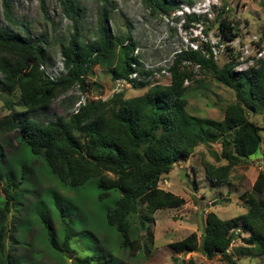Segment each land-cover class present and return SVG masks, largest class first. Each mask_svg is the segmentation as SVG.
Instances as JSON below:
<instances>
[{"label":"trees","instance_id":"trees-1","mask_svg":"<svg viewBox=\"0 0 264 264\" xmlns=\"http://www.w3.org/2000/svg\"><path fill=\"white\" fill-rule=\"evenodd\" d=\"M58 1L63 14L71 19L74 32L68 43L61 47L68 74L58 81H50L40 70V64L47 61L45 47L40 43L48 45V42L42 38L38 41L30 39L28 22L18 21L13 16L11 0H3L5 18L10 24L23 27L27 37L0 26V87L18 90L26 110L16 112L14 103L7 100L11 113L0 119V134L16 133L21 149L28 148L42 159L61 184L79 188L92 182L102 199L118 194L115 206L107 212V222L115 228L120 247L135 256L142 253L143 244L153 243V231L148 221L141 217V206L147 216L152 217L160 209L186 203L183 197L160 187L163 177L174 170L179 160L189 159L199 145H206L217 163L202 161L205 176L213 186H220L231 182L235 167L258 156L264 128L249 118V111L264 113V59L256 66L238 71L240 61L230 46L227 51L231 52L232 58L220 66L213 56L212 45L204 44L211 56L205 57L201 51L178 55L172 67L170 85L148 87L146 92L133 97H126L123 92L107 100L97 99L93 96L104 89L92 81L94 68L110 69L113 80L127 77L132 70L137 43L130 33L120 36L110 27L114 9L106 4L100 13L95 38L83 41L78 24L85 7L78 0ZM194 2L186 0L177 4L167 0H146L153 15H168L182 4ZM187 19L185 28H189L197 17L188 15ZM217 19L223 38L230 41L239 36L238 29L227 17L220 13ZM208 30H205L206 34ZM116 53L117 60L114 59ZM184 59L200 63L203 70L235 91L236 101L226 106L222 120L202 118L189 112L185 80L191 76L182 67ZM77 86L83 92L91 90L87 103L78 113L69 112L47 121L38 118L57 97ZM10 140L4 139L5 143ZM214 144H220L222 150L213 151ZM10 161L7 160L8 169L12 171ZM21 180L23 183V175ZM17 188L14 178L0 172V193L4 196L0 208V264H15V260L23 259L12 254V244L7 245V238H13L11 232L15 221L12 220L11 226L6 222L9 217L16 218ZM241 200L246 213L223 219L211 211L200 230L201 236L194 232L170 247L183 254L200 251L209 260L220 256L226 264H238L240 256L264 257V170L259 172L252 191L244 192ZM62 218V232L55 229L51 214L34 222L41 224L51 254L67 261V254L72 252L73 235L64 214ZM30 219L29 215L25 216L29 230L34 224ZM142 231L148 233L144 243ZM242 231L249 235L243 236ZM237 238H241L243 244L231 251ZM104 256L100 257L102 263L93 255H75V264H116L115 256L111 260ZM181 263L196 264L193 258Z\"/></svg>","mask_w":264,"mask_h":264},{"label":"rangeland","instance_id":"rangeland-1","mask_svg":"<svg viewBox=\"0 0 264 264\" xmlns=\"http://www.w3.org/2000/svg\"><path fill=\"white\" fill-rule=\"evenodd\" d=\"M78 1L85 7L78 24L83 41L95 38L104 4L114 9L109 21L114 32L120 36L130 33L137 46L149 58L155 60L163 58L173 51L175 45H182L185 41L186 29L182 26L183 21L179 20L182 15L178 14L182 7L175 8L171 14L164 16L161 13L153 15L146 0ZM167 1L180 4L186 0ZM11 3L13 16L20 22H28L29 38L33 41L42 38L48 42V45L41 43L40 45L45 47L46 60L54 61L61 53L62 45L68 43L74 32L73 23L63 14L59 1L11 0ZM213 13L214 18L206 26L209 29L208 42L212 45L220 43L218 38L220 20L217 17L221 13L233 26H236L241 43L250 44V49L253 51L258 47L264 49V0H218L214 4ZM0 26L14 30L23 38L27 37L23 27L14 26L5 18L3 0H0ZM200 34L199 31L192 30V35ZM236 53L241 55L240 51H235V55ZM231 58V52L223 51L216 60L220 66H223ZM114 59H118L117 53ZM92 81L98 82L104 92H107L106 95H110L108 90H111L114 81L110 69L96 66ZM147 89L148 87L134 88L126 91L125 94L126 97L138 96ZM70 90L57 97L45 113L38 115V118L47 121L58 115L66 116L71 112L81 90L78 87ZM88 93L91 94V90ZM185 97L189 100L188 110L191 114L216 120H222L226 106L236 101L235 91L217 81L206 70L191 80ZM7 100L14 103L16 112L26 110L18 90L9 91L1 86L0 119L11 113ZM30 116L34 117L33 114ZM249 118L264 128V113L249 111ZM15 136L14 132L5 136L0 134V172L14 178L18 187L16 192L19 202L15 211L16 218L9 217L6 222L8 226H11L13 219L16 223L13 224V232H11L13 238L12 236L7 238V245L14 246L12 254L23 258L21 261L15 260V264H75V255L82 257L93 255L103 263V259L100 258L102 254L110 260L115 256L116 264H182L181 262L186 263L190 258H193L196 264H226L220 256L209 260L200 251L188 254L177 253L170 245L194 232L201 236L200 230L204 228L206 216L211 211L223 219H231L246 213L247 209L243 206L241 195L246 191H252L259 172L264 170L263 140L258 156L253 157L247 164L233 169L230 183L213 186L205 176L202 161L217 162L206 145H199L193 156L179 160L174 170L165 175L160 182L161 188L183 197L186 203L180 207L160 209L152 217L147 216L144 206H141V217L148 221L153 231V243H149L148 246L143 244L142 253L132 256L120 247L119 236L106 218L108 210L115 206L118 194L113 193L102 199L99 189L92 182L79 188L61 184L42 159L33 155L28 148L21 149L20 142ZM5 137L11 139L9 143H5ZM221 150L220 144L213 145V151ZM7 160H11L12 171L8 169ZM21 175L24 176L23 183H21ZM3 200L4 196L0 193V208ZM46 214H51L54 227L59 232L64 228L62 214L69 222V230L73 236L72 252L67 254V261L51 254L41 224L34 222ZM27 215L31 217L32 223L34 222L30 230L27 228L30 225L25 222ZM26 228L27 231H24ZM241 233L245 237L249 235L247 231ZM147 235V231L141 232L143 243ZM242 244V239L237 238L233 242L231 251ZM39 252L44 253L37 257ZM176 258L179 260L177 261ZM237 261L238 264H264V257L240 256Z\"/></svg>","mask_w":264,"mask_h":264},{"label":"built area","instance_id":"built-area-1","mask_svg":"<svg viewBox=\"0 0 264 264\" xmlns=\"http://www.w3.org/2000/svg\"><path fill=\"white\" fill-rule=\"evenodd\" d=\"M217 1L218 0H195L194 4L192 5L182 4L180 7L183 9L178 11V14L182 15L179 17V20L183 21L182 26L184 29H189L188 31L185 30L184 43L178 46L175 45L173 51H171L167 56L165 55L163 58L158 60L147 57L144 51L136 46L133 52L134 59L131 61L132 70L130 74L127 77H120L113 81V87L111 90H108L110 95L107 96V92L102 91V93L95 94L93 97L107 100L112 98L115 94L126 92L141 85H145V87L158 85L168 86L173 80L172 67L178 55L184 52L201 51L205 57H210L211 53L207 52L203 45H212L211 42H208L209 40L207 36L209 33L206 34L205 30L207 29V23H209L214 18L213 9L214 4H216ZM188 15H195L197 20L191 21L190 27L185 28L184 24L188 21ZM192 30L199 31L201 34L192 35ZM218 38L220 43L213 44L211 46L214 58L217 59L221 52L227 51V46H230L234 53L235 51H240L241 55L236 53V56L240 61V64L236 68L238 71H245L250 67L256 66L259 60L264 59L263 48L258 47L255 51H253L250 49V44H243L240 42L239 36L228 41L223 38L220 31ZM182 67L186 69L191 76L185 80V86H189L191 80L200 76V73L203 71L202 65L193 61L192 59H184L182 61ZM40 70L43 72L44 77L50 81H58L68 74V68L65 64V57L61 53L58 54L54 61L41 63ZM88 92V89L86 92H78L79 97L75 106L71 110L72 113H78L81 106L87 103L88 95H90ZM105 96L107 98H105Z\"/></svg>","mask_w":264,"mask_h":264},{"label":"clouds","instance_id":"clouds-1","mask_svg":"<svg viewBox=\"0 0 264 264\" xmlns=\"http://www.w3.org/2000/svg\"><path fill=\"white\" fill-rule=\"evenodd\" d=\"M180 7V6H179ZM178 8V7H177ZM171 14V13H170ZM47 62V61H46Z\"/></svg>","mask_w":264,"mask_h":264}]
</instances>
